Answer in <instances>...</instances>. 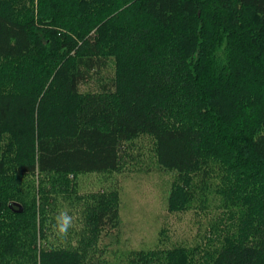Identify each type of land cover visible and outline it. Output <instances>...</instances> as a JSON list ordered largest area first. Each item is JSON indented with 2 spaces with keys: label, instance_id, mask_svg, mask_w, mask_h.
<instances>
[{
  "label": "trees",
  "instance_id": "obj_1",
  "mask_svg": "<svg viewBox=\"0 0 264 264\" xmlns=\"http://www.w3.org/2000/svg\"><path fill=\"white\" fill-rule=\"evenodd\" d=\"M110 61L111 86L82 93ZM144 138L173 175L167 211L217 216L201 247L162 229L128 264H264V0H0V264L118 254L99 247L117 184L78 179L113 182ZM77 201V247L55 243Z\"/></svg>",
  "mask_w": 264,
  "mask_h": 264
},
{
  "label": "rangeland",
  "instance_id": "obj_2",
  "mask_svg": "<svg viewBox=\"0 0 264 264\" xmlns=\"http://www.w3.org/2000/svg\"><path fill=\"white\" fill-rule=\"evenodd\" d=\"M115 76V68L113 62L107 63V67L102 68L98 72H93L91 77L84 82L80 90L82 93H91L100 91L105 85L108 87L112 84ZM129 151L131 157L140 156V165L131 163L124 164L125 169L118 175V178H107L106 182L94 179L91 176H81L78 181L82 182L86 187L99 190L100 193L110 183L117 184L114 189L118 190V205L120 227L117 236L102 235L100 239V248L107 246L109 252H118L112 258L109 254L91 255L87 258V264H128V254L130 252H150L153 251L160 239V232L165 229L164 247L172 249L174 246L184 247H201L204 245V236H209L211 220L217 216L216 213H209L208 217L198 215L193 212L184 214H170L167 211V196L173 175L158 169L153 160V145L149 139L144 138L134 143ZM138 161V160H137ZM133 161V162H137ZM39 181L37 174L35 177ZM74 178L71 176L70 180ZM38 183V182H37ZM84 185V186H85ZM112 189V187H111ZM112 189V190H114ZM86 189H80L79 195L86 193ZM115 191V190H114ZM88 193V192H87ZM62 198V197H60ZM59 198V199H60ZM80 202V201H79ZM78 201L68 209L70 215L74 217L73 227L77 230L82 228L83 209L86 204ZM66 210L60 208L59 210ZM57 209V213L59 211ZM81 221V222H80ZM71 228V229H72ZM69 230L66 237H60L55 232L51 236V240L55 243L67 245V247H77L79 238ZM218 244V241L216 242ZM126 253V254H125ZM104 259H110L109 262H102Z\"/></svg>",
  "mask_w": 264,
  "mask_h": 264
},
{
  "label": "clouds",
  "instance_id": "obj_3",
  "mask_svg": "<svg viewBox=\"0 0 264 264\" xmlns=\"http://www.w3.org/2000/svg\"><path fill=\"white\" fill-rule=\"evenodd\" d=\"M74 217L67 210H59L54 217L53 231L60 237H66L73 227Z\"/></svg>",
  "mask_w": 264,
  "mask_h": 264
}]
</instances>
